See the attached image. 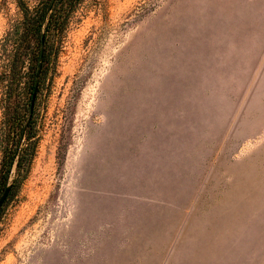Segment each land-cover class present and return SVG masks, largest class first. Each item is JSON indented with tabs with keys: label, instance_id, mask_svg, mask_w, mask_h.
<instances>
[{
	"label": "rangeland",
	"instance_id": "obj_1",
	"mask_svg": "<svg viewBox=\"0 0 264 264\" xmlns=\"http://www.w3.org/2000/svg\"><path fill=\"white\" fill-rule=\"evenodd\" d=\"M46 68L0 264H264V0H80Z\"/></svg>",
	"mask_w": 264,
	"mask_h": 264
},
{
	"label": "trees",
	"instance_id": "obj_2",
	"mask_svg": "<svg viewBox=\"0 0 264 264\" xmlns=\"http://www.w3.org/2000/svg\"><path fill=\"white\" fill-rule=\"evenodd\" d=\"M16 1L22 11V20L20 27L9 34L15 38L17 48L3 98V119L0 127V196L10 184L9 197L13 196L30 172L38 142L34 121L36 101L47 73L46 67L61 40L74 5L80 0H43L32 10L20 0ZM42 36L44 37L42 66L30 115ZM27 57H31L34 63L30 75L32 84L27 88L28 100L23 102V94L19 92V87L22 83L23 63ZM12 174L15 177L9 182Z\"/></svg>",
	"mask_w": 264,
	"mask_h": 264
},
{
	"label": "water",
	"instance_id": "obj_3",
	"mask_svg": "<svg viewBox=\"0 0 264 264\" xmlns=\"http://www.w3.org/2000/svg\"><path fill=\"white\" fill-rule=\"evenodd\" d=\"M43 45H44V37L42 36V38H41L40 56H39V61H38V65H37V70H36V74H35V81H34V87H33V92H32L30 115H31L32 110H33L34 99H35V95H36V91H37V86H38V81H39V76H40V71H41V66H42ZM10 190H11V185L8 184L6 186L4 192L0 196V209L5 204L7 198L9 196V194H10Z\"/></svg>",
	"mask_w": 264,
	"mask_h": 264
}]
</instances>
